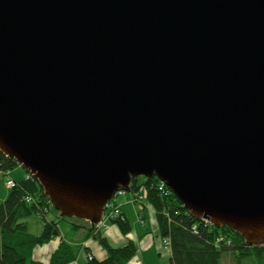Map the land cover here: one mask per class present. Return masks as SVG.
<instances>
[{
	"label": "water",
	"instance_id": "water-1",
	"mask_svg": "<svg viewBox=\"0 0 264 264\" xmlns=\"http://www.w3.org/2000/svg\"><path fill=\"white\" fill-rule=\"evenodd\" d=\"M0 152L61 218L157 178L264 243V0H0Z\"/></svg>",
	"mask_w": 264,
	"mask_h": 264
},
{
	"label": "trees",
	"instance_id": "trees-1",
	"mask_svg": "<svg viewBox=\"0 0 264 264\" xmlns=\"http://www.w3.org/2000/svg\"><path fill=\"white\" fill-rule=\"evenodd\" d=\"M17 168L22 167L14 159L0 152V175H8ZM23 170L25 176L22 179H13L17 183L16 188L0 203V264H39L32 259L35 249L61 237L60 220H70L60 217V213L52 207L37 180ZM159 182L157 178H134L131 192L127 195L135 197L141 186H150L147 202L157 212L160 237L171 242L169 264H223L224 257L230 254L236 264H264V243L249 246L239 233L230 228L215 227L193 217L173 194L164 197L159 193ZM28 197L34 201L28 203ZM51 214L57 220H47ZM35 215L44 222L43 230L37 236L29 232L26 222L29 217ZM123 218V221L118 220L114 224L127 235L132 228L126 222L124 213ZM75 220L80 222L73 224L72 230L78 232V225L86 223L90 226L87 238H93L108 253L105 260L99 261L92 257L89 264H128L136 256L138 249L133 242L121 248H114L90 223ZM227 239L232 241L233 246L227 245ZM79 251L78 247L62 242L52 255L50 264H71L77 260Z\"/></svg>",
	"mask_w": 264,
	"mask_h": 264
},
{
	"label": "crops",
	"instance_id": "crops-1",
	"mask_svg": "<svg viewBox=\"0 0 264 264\" xmlns=\"http://www.w3.org/2000/svg\"><path fill=\"white\" fill-rule=\"evenodd\" d=\"M122 211L126 217V222L131 225L132 230L125 235L117 224H112L106 231L101 232L102 236L107 239L114 248H121L133 242L138 249L136 256L128 264H152L151 257L157 253L160 258V264L164 262L162 259L167 252L164 250L159 225L155 215L149 213L144 214L145 222L141 223L139 212L132 203L125 202L122 199ZM54 220H57L56 217ZM147 217V218H146ZM135 221V226L132 220ZM137 225L144 227L141 229ZM79 231H73L72 227L68 230V234L53 240L51 243L37 247L33 252L32 259L39 264H50L52 255L58 250L62 242L69 243L73 247L80 249L78 258L71 264H89V257H94L99 261H103L108 257L107 251L93 238H87L88 226L86 223L78 225ZM74 238V239H72ZM170 260V258H169Z\"/></svg>",
	"mask_w": 264,
	"mask_h": 264
},
{
	"label": "rangeland",
	"instance_id": "rangeland-1",
	"mask_svg": "<svg viewBox=\"0 0 264 264\" xmlns=\"http://www.w3.org/2000/svg\"><path fill=\"white\" fill-rule=\"evenodd\" d=\"M24 176H25V173H24L23 168H17L16 170L11 171L8 175H4V174L0 175V203L4 202L8 198L10 191H11V189H9L7 186V180L8 179H14V178L22 179ZM146 186H141V188L139 189V192L137 193V196H135V197L134 196H128L126 193L124 198H121L119 200L121 204L123 203L122 199H124L125 202L132 203L136 206V208L139 212V219H140L141 223L145 222L144 214L149 213V212L155 216L157 214L155 209L153 207H151L150 204H148V202H147L148 188L150 186L149 187L148 186L146 187ZM152 187H154V185H152ZM145 191H146V194H145ZM156 218H157V216H156ZM52 219H55L53 217V214H51L47 217V220H49V221H52ZM131 220L133 222L132 224H134V226H135L136 222L133 221L132 218H131ZM26 222L28 223L29 232L31 234H33L35 236L41 234V232L43 230V226H44L43 220H41L38 216L35 215V216L29 217L26 220ZM79 222L80 221H77L74 218L70 219L69 221L60 220V228L62 230V233L68 234V230L70 229V227H72L73 224H78ZM157 222H158V219H157ZM137 226L141 228V226H139V225H137ZM141 229L143 230L145 228L142 227ZM72 239H74V238H72ZM161 241H162V245H163L164 239L161 238ZM226 242H227L228 246H233V243L230 239H227ZM169 258H170V254L167 252L166 256L162 259L164 261V262H162V264H169ZM151 259H152L151 263L153 262L152 264H160V258L158 257L157 253H155L151 257ZM222 263L223 264H236L235 260L231 254L225 256ZM27 264H29V262ZM245 264H248V263H245ZM252 264H259V263L252 262Z\"/></svg>",
	"mask_w": 264,
	"mask_h": 264
},
{
	"label": "built area",
	"instance_id": "built-area-1",
	"mask_svg": "<svg viewBox=\"0 0 264 264\" xmlns=\"http://www.w3.org/2000/svg\"><path fill=\"white\" fill-rule=\"evenodd\" d=\"M7 186L9 189L13 190L16 188L17 183L13 179H8ZM158 191L164 197H167L173 194L171 190L163 182H159ZM145 194H146V191H145ZM125 195H126V192L119 191L115 194L113 199L109 203L106 204L101 220L95 226L97 232H103V231L108 230L110 226L118 220L123 221L124 218H123V212H122V205L119 200L121 198H124ZM26 200L28 203H32L34 201L31 197L26 198ZM202 221L205 222L206 224H211V222L208 219H202ZM220 241H223V240L220 239ZM163 247L171 255V242L169 239H164ZM89 260H92V257H89Z\"/></svg>",
	"mask_w": 264,
	"mask_h": 264
}]
</instances>
